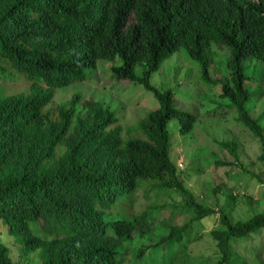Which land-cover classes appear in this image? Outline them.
I'll use <instances>...</instances> for the list:
<instances>
[{"label": "trees", "instance_id": "16d2710c", "mask_svg": "<svg viewBox=\"0 0 264 264\" xmlns=\"http://www.w3.org/2000/svg\"><path fill=\"white\" fill-rule=\"evenodd\" d=\"M212 44L228 50L223 78L210 75ZM180 49L206 83L219 85L228 110L260 140L264 161V112L255 118L246 107L254 75L242 64L264 65V0H0V79L27 85L0 93V221L21 257L35 254L37 264H124L135 237L153 234L155 242L133 250V264H148L150 252L155 264H189L164 261L162 248L185 249L179 243L188 223L216 212L180 179L167 125L175 119L179 132L188 133L196 115L176 108L172 89L150 81ZM99 60L109 62L122 89L138 84L155 97L157 106L130 127L136 136L122 140L119 117L102 102L80 93L53 101L57 88L84 81L85 69ZM221 145L236 156L233 142ZM142 189L149 200L178 192L184 223L163 222L164 233L154 226L153 211L166 204L151 200L136 211ZM220 223L210 232L219 252L215 264H229L232 243L264 228V211L236 222L222 214ZM0 264H17L1 240Z\"/></svg>", "mask_w": 264, "mask_h": 264}, {"label": "rangeland", "instance_id": "374dc122", "mask_svg": "<svg viewBox=\"0 0 264 264\" xmlns=\"http://www.w3.org/2000/svg\"><path fill=\"white\" fill-rule=\"evenodd\" d=\"M212 49L215 52L216 69L213 66L210 75L223 78L228 74V50L216 44H212ZM253 61L256 62L248 59L242 64L246 74L254 75L248 81L251 99L246 107L257 118L264 112V65H255ZM85 73L87 78L84 81L57 88L53 101H64L72 94L80 93L84 97L102 102L119 117L123 127L122 140L136 136L137 133L130 127L157 106L153 93L138 84H130L122 89L119 82L110 77L107 60H99L94 68H86ZM150 81L159 90L172 89L176 108L196 115L193 129L185 134L179 132L175 119L168 121L169 154L177 165L180 179L195 200L216 212L192 224L188 223L182 243H179L185 249L178 250V244L174 247L168 243L166 248H162L165 253L164 261L175 257L184 259L189 264H215L219 259V252L210 232L220 227L221 215L224 214L232 222H236L264 211V183L255 176L264 178V161L260 159L262 144L247 127L236 120V113L228 110L226 98L217 95L219 85H210L201 78L200 67L187 58L183 49L163 60L158 70L151 75ZM16 91H27V85L22 79H0V93ZM51 106L50 103L44 109H50ZM261 123L264 124V118ZM221 141L233 142L236 156L228 147L221 145ZM240 163L247 168L246 171L241 169ZM138 194L139 198L133 202L136 211L141 210L144 203L146 205L151 200L166 204V207L153 211L154 226H159L163 233L166 229L163 222H173L179 226L184 223L187 213L179 212L183 199L178 192H163L160 196H152L151 200L144 198L143 189ZM157 237L152 234L142 241L136 236L131 243L134 245H129V250L124 254V264L134 263L133 250L139 244L155 242ZM0 240L9 247L11 257L17 264H37L35 254L20 256V245L7 233L6 226L1 221ZM232 245L235 255L229 264H264V228L235 240ZM148 255V264H155L156 258L151 256V252Z\"/></svg>", "mask_w": 264, "mask_h": 264}]
</instances>
